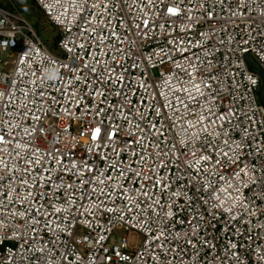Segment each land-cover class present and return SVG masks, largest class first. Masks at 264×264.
Segmentation results:
<instances>
[{
	"label": "built area",
	"instance_id": "1",
	"mask_svg": "<svg viewBox=\"0 0 264 264\" xmlns=\"http://www.w3.org/2000/svg\"><path fill=\"white\" fill-rule=\"evenodd\" d=\"M34 1L59 34L56 53L21 13L0 5V64L12 66L0 67V134H11L0 145V264H264V106L244 59L250 53L264 68V0ZM165 4L181 14L168 16ZM142 17L149 29L137 28ZM113 60L119 85L98 75ZM189 122L199 132L191 141L181 132ZM150 125L162 136L148 135ZM116 126L113 144L106 134ZM95 127L102 132L93 141ZM28 140L42 168L25 154ZM192 152L208 157L203 167H187ZM138 161L144 171L134 177ZM73 165L112 182L87 184ZM69 184L78 190L65 191ZM132 187L150 198L137 192L131 203ZM66 199L70 211L54 213ZM118 227L143 241L111 242Z\"/></svg>",
	"mask_w": 264,
	"mask_h": 264
},
{
	"label": "snow or ice",
	"instance_id": "2",
	"mask_svg": "<svg viewBox=\"0 0 264 264\" xmlns=\"http://www.w3.org/2000/svg\"><path fill=\"white\" fill-rule=\"evenodd\" d=\"M141 3H143V0H140ZM114 6V5H113ZM93 7H96V5H93ZM143 7L146 9L148 7H150L149 4H144ZM165 10H166V14L168 16H179L181 14V10L179 7H177L176 5H173V6H168L167 4H165ZM138 11H142V9H138ZM150 24L151 22L147 19V18H144L142 17L141 18V24L137 25V28H144V29H149L150 28ZM144 34L142 33L141 36H143ZM123 41H121L122 43ZM116 51L117 52H121L123 54V50L120 49L119 47L116 48ZM100 61H96L94 65H92L91 67H88L86 66V70L89 71V72H93V71H97L96 69V64H99ZM69 71H72V69L70 68ZM115 71V61L113 60L112 64L111 65H105L103 67H101L98 71V75L99 76H103V77H106V79L108 81H113L115 80L117 82V84L119 85V81H120V77L118 74L114 75ZM191 76V74H189ZM49 80L53 79L52 77H48ZM79 79L80 78H77V82H79ZM181 83V87L178 88V89H172V84L170 81H165V84H167L170 88V90H173L174 92H180V91H183V92H186L188 93L189 97L192 98V99H195V97L192 96V93L191 91L184 86V84L182 82ZM139 87H146V85L144 84H140ZM193 87H195L197 89V91H200V87L198 84H195L193 83ZM63 91V90H61ZM69 91L71 93V95H76V92H73L71 91V86L69 87ZM99 95V93H98ZM161 95H165L164 93H161ZM165 105H162L161 107H164ZM175 105L173 104V107ZM27 107V105H25V108ZM185 107H190V105L188 104H185ZM0 111H2V109H0ZM100 111V109H98V112ZM123 119L125 122L131 124V121L128 119V117L126 115H123ZM141 117L143 116V114L141 113L140 114ZM181 119H183V117H181ZM198 120L200 121L201 124H203V121L201 118L198 117ZM133 127H135L137 129V134L141 131V128H140V125L139 123L133 125ZM193 128H196V125L189 122L187 128H181V132L183 133L184 136L188 137L189 141L195 139L198 135H199V132H192L191 129ZM120 128L119 126H116V128L114 130H110L109 133H107V138L108 140L115 144V137L117 136L118 132H119ZM203 131H207L206 129H202ZM39 130L37 129L36 132H38ZM25 132H29L28 129H25ZM101 132H102V129L100 127H95L93 129V134H92V140L93 141H96L100 135H101ZM129 135H132L131 132L128 133ZM29 135L32 136L33 139H35V135L32 133V132H29ZM148 135L150 136H154V135H161L162 136V130L161 129H157L154 125H150L149 128H148ZM11 138V134L8 133L6 131V129L4 130L3 134H0V145H3V144H6L8 143L9 139ZM140 139H144L143 136L140 137ZM147 142V141H146ZM27 145L29 146L30 148V151H26L25 154L29 157H34V160L33 162L37 165H40L41 168H42V160H41V157L38 153V151L36 150V147L35 145L32 144V140H28L27 142ZM58 143V141L56 142ZM138 144V146H140L141 148H143V145H140L139 144V141L136 142ZM181 143L183 144L184 141L181 140ZM15 150H16V155L19 156L21 155V152L22 151H25V141L23 139V137H21L20 141L16 144L15 146ZM45 154L46 155H51L53 157V159H56V150H53L52 152H48L47 149H45ZM133 155H135V153H133ZM141 156H144V153L141 152L140 153ZM154 154L153 153H149V157H145V159L147 158H150L151 156H153ZM155 155H159V153H155ZM194 159L191 160L187 167L189 169H191L194 165H198L200 167H203V163L204 161H207L208 160V157L207 156H202V157H196V152H192L190 154ZM225 156H227V153H224ZM0 162H2V158H0ZM27 163V161H26ZM57 163H60L59 160H57ZM138 163H140V170L139 172H133L132 175L134 177H138L141 175V173H143L144 171V166H143V163L138 161ZM164 165L162 164H158L157 167H163ZM4 167L7 169L9 167V165L7 164H4ZM73 168H77L78 169V166L76 165H73L72 166ZM130 171V167H126L124 169H121L118 173H117V176H116V180H120L121 178H125L124 177V173L126 172H129ZM149 172H154V169H148ZM206 171V169H205ZM83 172L84 175H88V180H87V184H91L93 183V180H92V177L95 176L96 177V180H95V183L97 185V187H99L100 185H104V187H108V185L112 182V178L110 176H108L106 173H99V175H97L96 172L92 171V170H80L78 169L76 172L72 173V175H81ZM126 179V178H125ZM165 182L163 181V179L161 180H154V185L156 184H164ZM24 184L27 186L28 185V182L27 181H24ZM81 184L84 185V187L86 188L87 185L85 184L84 181H81ZM38 185L37 184H33L31 185L32 188H36ZM57 189H59V185L56 186ZM64 190L65 191H77V187L75 185H65L64 186ZM93 191H95L93 189ZM151 191V190H149ZM101 194H105L104 193V189L101 188L100 190ZM137 192H139V198H145V199H149L150 196H149V192H144L142 189H137L135 187H132L128 190V193H127V196L125 197L128 201H130L131 203H138L139 201V198L137 197ZM107 194H110V193H107ZM5 195H7V193H5ZM17 195H19V191L17 190ZM32 194L31 193H28V195H25L22 197V199L24 200H28L29 199V196H31ZM214 199H216L217 201H220V196L217 195L216 197H214ZM65 204L68 205L67 208L65 207H60V206H56L54 207L53 211L54 213L56 214H59V215H63L65 212H68L70 211L71 207L73 206L74 204V201L72 199H66L64 201ZM156 203V202H154ZM36 211H39V209H36ZM108 211H112V209H108ZM168 217H171L172 213H167L166 214Z\"/></svg>",
	"mask_w": 264,
	"mask_h": 264
},
{
	"label": "rangeland",
	"instance_id": "3",
	"mask_svg": "<svg viewBox=\"0 0 264 264\" xmlns=\"http://www.w3.org/2000/svg\"><path fill=\"white\" fill-rule=\"evenodd\" d=\"M0 5L14 12H21V14L29 21V23L41 36L49 50L56 53L58 49L57 43L59 41V34L57 30L51 25V23H49L46 16L38 10L35 4H32L31 0H0ZM17 50L18 49H15L14 52ZM1 58L5 62H10L11 60L8 56V53H3ZM0 67H3L7 70L12 68L11 65L5 67V65L2 63L0 64ZM125 235L128 236V244L130 247L140 244L144 239V237L138 232L127 231L123 227H118L113 233L111 242L119 243Z\"/></svg>",
	"mask_w": 264,
	"mask_h": 264
},
{
	"label": "water",
	"instance_id": "4",
	"mask_svg": "<svg viewBox=\"0 0 264 264\" xmlns=\"http://www.w3.org/2000/svg\"><path fill=\"white\" fill-rule=\"evenodd\" d=\"M244 59L248 69L258 75L261 80V88L258 93V96L261 104L264 106V68L250 53L245 54Z\"/></svg>",
	"mask_w": 264,
	"mask_h": 264
},
{
	"label": "trees",
	"instance_id": "5",
	"mask_svg": "<svg viewBox=\"0 0 264 264\" xmlns=\"http://www.w3.org/2000/svg\"><path fill=\"white\" fill-rule=\"evenodd\" d=\"M28 1V0H27ZM32 1V4H35V6L37 7V5H36V3H35V1L34 0H31ZM3 7V6H2ZM3 8H5V7H3ZM38 8V7H37ZM5 9H7V8H5ZM19 9V8H18ZM7 10H9V9H7ZM38 10H39V8H38ZM12 11V10H11ZM40 11V10H39ZM17 12V11H16ZM19 13H21V12H19Z\"/></svg>",
	"mask_w": 264,
	"mask_h": 264
}]
</instances>
